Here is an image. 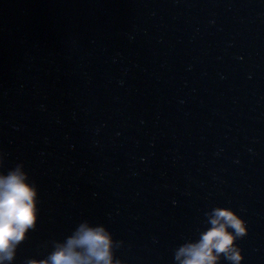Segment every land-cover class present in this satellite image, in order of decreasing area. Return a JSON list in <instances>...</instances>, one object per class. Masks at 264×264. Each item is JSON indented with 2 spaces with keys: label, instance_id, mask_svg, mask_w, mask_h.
<instances>
[{
  "label": "water",
  "instance_id": "95a60500",
  "mask_svg": "<svg viewBox=\"0 0 264 264\" xmlns=\"http://www.w3.org/2000/svg\"><path fill=\"white\" fill-rule=\"evenodd\" d=\"M17 167L39 219L12 264L81 223L122 264H179L216 206L264 264V0H0V173Z\"/></svg>",
  "mask_w": 264,
  "mask_h": 264
},
{
  "label": "clouds",
  "instance_id": "9594fccd",
  "mask_svg": "<svg viewBox=\"0 0 264 264\" xmlns=\"http://www.w3.org/2000/svg\"><path fill=\"white\" fill-rule=\"evenodd\" d=\"M209 227L199 238L181 244L174 259L179 264H216L220 254L241 264L242 252L234 241L247 234L246 221L231 207H213ZM39 219L38 191L19 167L0 173V264H12L18 245ZM111 234L102 226L81 223L63 242H56L45 259L26 264H122L113 259Z\"/></svg>",
  "mask_w": 264,
  "mask_h": 264
}]
</instances>
